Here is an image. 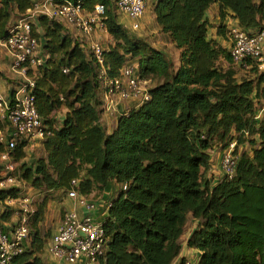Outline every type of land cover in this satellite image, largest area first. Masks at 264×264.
I'll return each instance as SVG.
<instances>
[{"label": "trees", "instance_id": "obj_1", "mask_svg": "<svg viewBox=\"0 0 264 264\" xmlns=\"http://www.w3.org/2000/svg\"><path fill=\"white\" fill-rule=\"evenodd\" d=\"M39 1L0 0V40ZM99 5L106 7L105 28L95 34L104 31L111 39L103 48L109 79L124 80V71L133 68L148 82L150 99L129 105L108 132L101 66L90 39L80 34L82 43L75 41L68 32L74 28L59 19L35 21L33 33L48 58L34 95L52 135L41 142L44 156L32 164L25 162L30 147L13 154L19 177L46 195L36 204L25 250L12 264H45L54 236L46 228L50 205L61 195L68 200L73 180L82 197L102 193L97 212L112 205L106 252L96 264H185L181 253L194 223L187 247L201 253L200 264H264V71L256 62L237 64L252 72L239 79L232 67L234 43L231 49L224 45L235 28L264 30V0H155L153 17L179 52L178 65L137 35L132 23L124 26L117 0L82 2L86 15ZM215 5L219 26L209 17ZM233 143L234 176L210 180L213 153L223 157ZM244 146L249 150L240 151ZM9 196L16 191L0 190L1 223L12 220Z\"/></svg>", "mask_w": 264, "mask_h": 264}, {"label": "built area", "instance_id": "obj_2", "mask_svg": "<svg viewBox=\"0 0 264 264\" xmlns=\"http://www.w3.org/2000/svg\"><path fill=\"white\" fill-rule=\"evenodd\" d=\"M83 0L55 4L53 0H41L26 15L18 20L7 38L0 40V51L7 52L11 58L10 73L14 79L10 93H0V143L4 151L0 155V190L14 189L16 196L6 199V206L12 212L9 223L0 222V264H12L21 255L30 239V222L36 214L38 197L43 192L32 189L17 173L18 166L14 152L21 146L33 147L52 135L50 128L39 115L34 91L38 70L45 63L39 39L33 33L35 21L40 16L62 20L75 28L79 34L90 39L91 48L101 66L100 80L104 84V109L108 114H118L117 102H140L150 99L148 82L136 76L135 69L128 68L124 77L109 79L104 66L103 48L95 39L97 29H104L103 17L106 7L99 5L92 15H86ZM149 0H117L120 12L132 20V29L141 28L140 21L148 9ZM234 47L232 57L236 64L247 67L248 62H256L264 71V30L249 34L239 28L232 30ZM69 73V69H64ZM126 110L123 114H127ZM236 143L223 155L221 168L225 177L235 174L238 157L234 155ZM78 180L71 182L68 200L71 207L64 214L63 221L48 247V256L62 264H96L106 252V215L111 203L105 204L106 212L102 218L95 213L99 208L82 197L77 187ZM126 189V188H125ZM6 212V208L2 209ZM200 253L186 258L185 264H200ZM176 264V263H175Z\"/></svg>", "mask_w": 264, "mask_h": 264}, {"label": "rangeland", "instance_id": "obj_3", "mask_svg": "<svg viewBox=\"0 0 264 264\" xmlns=\"http://www.w3.org/2000/svg\"><path fill=\"white\" fill-rule=\"evenodd\" d=\"M154 1L155 0H151L150 8H152V5H153ZM146 13L147 14H145L143 19L140 21L141 29L139 31H135L136 34L139 35L141 38L146 39L154 47L163 48L165 50V52L167 53L168 57L171 60H173L175 62V64L178 65L179 52L176 51L175 47L173 46V44L171 43L169 38L163 36L161 34V32L159 31V29H158V27L156 25L155 19L153 17L154 15H153L152 9L151 10L147 9ZM120 20L122 21V23H124L125 27H129L130 26V21H126L125 22V17H124L123 14L121 15V19ZM39 32H41L40 29H39ZM68 32L71 34L70 36L73 37V39L75 41H79L80 43H82V40L80 38V34L75 28L70 30V31H68ZM97 35H98V42L100 43L102 48H104L105 46L110 44L111 39H110L108 33L104 32V31H100V32H98ZM232 41H233L232 36L228 35V39H227V42H226L227 44L224 43V45L231 49L232 44H233ZM221 65L225 69L230 67V65L225 60L221 61ZM232 67L237 71V77L239 79L247 78V77H250L252 75V72H248L245 69L240 68L239 66H237V64L232 65ZM153 83L156 84L155 81H153ZM132 102L133 101H131L130 103L117 102V106H122L123 108L125 107V109L128 110V108L130 107L129 105ZM104 112L106 113L105 109H104ZM63 116H64V112L63 111L60 114H58V118L59 119L63 118ZM109 116H111V115H109ZM111 117H113V120H114L116 116H111ZM242 149L246 150L247 146H244L243 148L241 147L240 151ZM247 150H249V147H248ZM43 156H44L43 145H42V143H39V144H36L33 147L29 148V150L27 152V158L25 159V162H27L29 164L30 163L32 164V163L36 162L40 157H43ZM220 158H221V160H220ZM220 162H222V154H221L220 151H215L213 153V156H212V159H211V162H210V164H211V171L209 173V176L211 175V179L210 180H212V178H214V176L216 178H217V176L220 177V178H222L224 176L223 174L220 175V170H221V163ZM216 172H217V174H214ZM45 195L46 194H41V196L38 197V200L41 201ZM66 197L67 196H65V195H61V197H58V200L62 199V198L65 200ZM87 199L90 202L95 203L97 206L100 205L102 207V201H103L102 193H94L92 196L88 197ZM46 225H47L46 226L47 229L50 228L48 226H51L50 223H47ZM46 228L44 227V229H46ZM189 233H190V231L187 232V236L189 235ZM186 243L187 242H185V244ZM191 253H192L191 256H193V255L195 256L194 250H191Z\"/></svg>", "mask_w": 264, "mask_h": 264}, {"label": "crops", "instance_id": "obj_4", "mask_svg": "<svg viewBox=\"0 0 264 264\" xmlns=\"http://www.w3.org/2000/svg\"><path fill=\"white\" fill-rule=\"evenodd\" d=\"M150 2H151V0H150ZM150 6H151V3H149V8H148L149 10L152 9V8H150ZM209 17H210L211 24H213L214 26H219L220 25L221 21H220V16H219V7L217 5L213 6L210 9ZM126 21H130V20L128 18H126V16H125V22ZM131 23L132 22L130 21V24ZM212 32L214 33V36H215L214 38L217 39L216 30L213 29ZM95 39L98 41V35H96V34H95ZM10 68H11V58H10V56H9V54L7 52L2 51L1 54H0V71L4 74V76L0 77V93L5 94V95L10 93V88H11V84H8L7 79L8 80L9 79L12 80V78H13L11 73H10ZM130 105L134 106L135 103H131ZM125 110H126L125 107L123 108L122 106H118V112H117L118 114H113V115L112 114H108V113L104 114V116L102 117V124H103V126L105 128L108 129V132L112 131V126L115 123V121H114L115 119L113 120V117H111V116H116L117 117L119 115H122L125 112ZM109 115H111V116H109ZM220 160H221V158H220ZM220 163H222V162H220ZM221 171H222V168L220 170V175L223 174V172H221ZM214 174H217V172L214 173ZM209 178H211V175L209 176ZM218 178H220V177H218V176H217V178L215 177V179H218ZM62 199H59V200L54 201L53 203H51L50 212H49V215L47 216V223L51 224L50 227L53 229V234L56 233L58 227L60 226V224L63 221L64 214L67 212L68 208H70L71 205H72L69 200H67V199H65V200L63 199L62 200ZM97 213H98V215L96 216L97 218H102L104 216V211L103 210H100ZM95 215H96V213H95ZM197 227H198V223H194L193 226H192L191 232L187 236L186 242L189 239L190 235L192 234V231L195 230ZM186 245H187V243L184 244L183 251L181 253V257H186V258H194V257H196V254H197L198 251H196L195 249H190ZM191 250H194L195 256L194 255L191 256V254H192ZM43 262L45 264H62L60 262L55 261L53 258H51L50 256H47L46 254L44 256Z\"/></svg>", "mask_w": 264, "mask_h": 264}, {"label": "clouds", "instance_id": "obj_5", "mask_svg": "<svg viewBox=\"0 0 264 264\" xmlns=\"http://www.w3.org/2000/svg\"><path fill=\"white\" fill-rule=\"evenodd\" d=\"M187 246V245H186ZM196 251H198L197 249H195ZM199 252V251H198ZM200 253V252H199ZM201 254V253H200ZM201 256V255H200Z\"/></svg>", "mask_w": 264, "mask_h": 264}]
</instances>
